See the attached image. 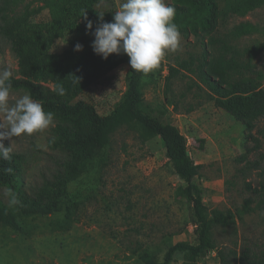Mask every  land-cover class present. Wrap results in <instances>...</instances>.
I'll return each mask as SVG.
<instances>
[{"label": "rangeland", "instance_id": "374dc122", "mask_svg": "<svg viewBox=\"0 0 264 264\" xmlns=\"http://www.w3.org/2000/svg\"><path fill=\"white\" fill-rule=\"evenodd\" d=\"M170 1L166 0L168 4ZM120 3L100 1L96 9L107 12L114 7L116 11ZM63 4L64 0H23L15 9L26 13L32 23H45ZM241 22L256 25L263 33L239 39L236 47L264 42V7L243 18L230 17L220 35ZM73 39L78 41L79 35ZM70 46L59 39L49 52L60 53ZM202 50L200 42L181 34L180 49L169 53L154 72L143 75L142 107L157 115L162 113L164 122L175 126L186 139L190 158L202 165L196 181L205 189L207 212L233 215L226 226L213 230L215 247L249 248L258 253L264 251V211L257 207L255 192L264 169V118L256 122L253 139L244 141L241 124L193 71ZM254 64L264 73V51ZM169 67L175 69L171 76ZM3 69L17 77L16 58L0 35ZM127 72V66H118L84 90L80 99L99 115H108L125 91ZM12 93L13 100L25 94ZM51 127L32 136L13 138L11 153L19 158L26 190L40 189L65 160L48 148ZM5 141L10 146V141ZM180 186L161 140L143 138L132 125L121 126L110 136L102 159L60 191L70 210L19 218L20 233L0 229V264H142L143 256L160 261L174 244L194 242L188 207L177 196ZM0 202L8 204L6 188L0 187ZM174 261L181 264V255L176 254ZM198 264L219 262L214 252H208Z\"/></svg>", "mask_w": 264, "mask_h": 264}, {"label": "trees", "instance_id": "16d2710c", "mask_svg": "<svg viewBox=\"0 0 264 264\" xmlns=\"http://www.w3.org/2000/svg\"><path fill=\"white\" fill-rule=\"evenodd\" d=\"M22 1L0 0V35L7 41L17 65V77H11L12 91L30 93L45 111L54 113L47 145L51 151L65 156V160L51 180L31 191L23 187L19 158L11 152L10 159L0 158V187L8 193V204L0 202V229L20 233L19 218L45 217L70 210L60 191L102 159L110 136L118 128L132 125L143 138L161 140L165 158L182 183L177 196L186 203L194 227L193 243L174 244L160 261L143 256L142 264H176V254L181 255V264H198L208 252L216 254L219 264H264V251L215 247L213 230L226 226L233 215L207 212L203 203L205 189L196 181L202 165L190 158L186 139L175 126L164 122L162 113L157 115L142 107L143 74L132 72L126 55L113 54L104 60L93 52L94 37L87 32L83 17L79 19L87 10L94 31L99 12L96 7L101 0H64L57 15L45 23H32L26 13L16 12ZM169 5L176 9L175 23L180 33L192 36L203 46L193 69L197 78L241 124L244 141L253 139L256 122L264 118V73L256 70L254 64L264 51V42L255 41L244 48L234 43L263 31L249 22H241L222 35L220 30L230 17L243 18L264 7V0H171ZM114 12V7L107 11L104 22H112ZM78 35L79 40L74 42ZM59 39L71 46L60 53L49 52ZM76 44L82 45V51L74 50ZM121 65L128 67L125 91L110 113L101 116L80 96ZM173 73L175 69L169 67V76ZM4 144L8 147L6 141ZM260 177L255 192L259 199L257 207L264 211V169Z\"/></svg>", "mask_w": 264, "mask_h": 264}, {"label": "clouds", "instance_id": "9594fccd", "mask_svg": "<svg viewBox=\"0 0 264 264\" xmlns=\"http://www.w3.org/2000/svg\"><path fill=\"white\" fill-rule=\"evenodd\" d=\"M101 2L106 4V0ZM105 13L96 12L98 23L94 31L87 10L81 16L86 21L87 32L94 37L93 52L104 60L113 54H124L129 58L132 72L147 76L169 53L180 49L176 9L166 0H121L112 22H104ZM74 50L82 51V45L76 44ZM12 75L9 69L0 70V158L5 160L10 159L13 138L32 136L54 125V113L45 111L30 93L13 100ZM5 140L10 141V146H5Z\"/></svg>", "mask_w": 264, "mask_h": 264}]
</instances>
